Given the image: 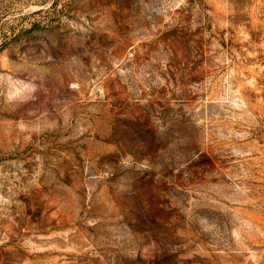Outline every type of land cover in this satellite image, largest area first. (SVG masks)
Returning <instances> with one entry per match:
<instances>
[{"label":"rangeland","instance_id":"rangeland-1","mask_svg":"<svg viewBox=\"0 0 264 264\" xmlns=\"http://www.w3.org/2000/svg\"><path fill=\"white\" fill-rule=\"evenodd\" d=\"M0 264H264V0H0Z\"/></svg>","mask_w":264,"mask_h":264}]
</instances>
